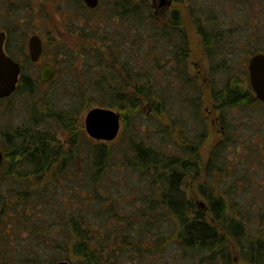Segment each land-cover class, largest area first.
Returning <instances> with one entry per match:
<instances>
[{
  "label": "trees",
  "instance_id": "obj_1",
  "mask_svg": "<svg viewBox=\"0 0 264 264\" xmlns=\"http://www.w3.org/2000/svg\"><path fill=\"white\" fill-rule=\"evenodd\" d=\"M112 4L104 23L94 21L96 27L90 28L92 31L84 28L79 34L85 40L91 37L93 41H99L104 47L103 50L92 49V46L83 48L88 61L87 71L91 72L93 67L107 69L106 58L111 57L121 64L126 83L108 84L102 71L93 87L94 92L101 97L99 103L117 109L126 124L142 116L143 109L148 108L155 129L151 124L142 125L141 129L128 132L126 143L97 141L85 130H79L75 108L57 109V101L50 95L42 103L30 105L28 125L8 126L1 130L4 141L0 142V148L5 159L0 165V179H9L15 173L19 179L36 181L26 182L27 189L21 192L23 204L41 194L47 197L42 213L52 220L47 223L48 231L59 229L58 233L64 237V243L55 249L69 253L71 248L66 246L75 239L71 250L81 258L78 264H101L106 257V264H118L130 257L131 246L139 249L150 239H155V244L167 243V224L173 228L180 249L203 255L209 264H234V251L244 259V264H264V228L257 235L247 232L244 219L232 216L227 201L213 190L204 191L201 186L208 204L203 207L192 202L183 189L186 177L191 171H198L194 160L198 161L199 157V139H205L206 135L201 133L202 136L193 140L181 123L174 120L166 123L171 120L169 99L173 95L158 81V75L165 72L156 59V52L161 47L145 45L147 40L167 39L169 43L174 36L177 40L170 47L177 52V62L184 65L191 47L188 34L182 29L181 13L174 9L165 27L157 28L154 27L157 21L153 12L155 5L149 0H114ZM119 23L126 29L118 30L115 26ZM107 25L111 27L110 34L103 31ZM196 35L202 37L199 44L215 56L221 37L201 26ZM125 45L137 57L127 55L129 53L123 50ZM76 55L77 52L69 56L75 61ZM108 68L114 71L111 66ZM183 77L188 85L177 89L173 99L184 104L186 110L189 107L187 111L191 118L199 117L203 89L195 80ZM223 81V89H213L211 100L215 108L223 110L243 103L261 102L251 94V87L242 88L234 77ZM229 81L231 83L225 84ZM34 87L33 79L24 74L15 94L32 92ZM3 99L6 98H0ZM87 100L93 102L90 98ZM53 126L67 134L64 141L58 138ZM172 132L176 136V152L167 150L172 143L168 135ZM117 164L124 168L123 175L116 172ZM65 194L68 197L60 200V195ZM261 222L264 226V218ZM104 225L109 228L103 235L100 229ZM112 237L117 248L104 245ZM230 240L234 241L237 250L230 246ZM0 248L1 261L6 244H1ZM105 251L108 254L104 258Z\"/></svg>",
  "mask_w": 264,
  "mask_h": 264
},
{
  "label": "rangeland",
  "instance_id": "obj_2",
  "mask_svg": "<svg viewBox=\"0 0 264 264\" xmlns=\"http://www.w3.org/2000/svg\"><path fill=\"white\" fill-rule=\"evenodd\" d=\"M113 1L99 0L98 8L93 11L89 10L87 4L85 6L83 0H6L5 4H0V30L9 28L12 31L8 44L16 55L14 57L21 59L23 63L22 74L30 76L35 85L32 92L19 94L14 92L8 98L0 100V132L8 126L17 128L28 125L31 115L30 105L42 103L50 95L55 97L57 109L79 110L74 109L80 131L85 130L84 121L90 109L98 106L106 107L99 103L101 97L93 88L97 84L99 74L103 71L107 76L105 82L112 85L120 81L126 83L122 77L125 72L121 64H117L118 60L115 62L111 57L106 58L108 64L105 65L111 66L113 72L108 67L105 70L93 67L91 72H88L87 56L84 55L86 51L84 52L83 48L88 49L92 46V49L103 50L104 47L99 41H93L91 37L88 38L89 40L81 38L79 33L84 28L86 31L90 28L93 30L97 21L103 22L108 18ZM149 1L150 4L155 5L153 12L157 21L154 27L155 25L157 28L165 27L174 9L181 13L184 25L182 29L187 32L191 47L190 56L184 61L186 66L177 62V52L175 53L170 47L177 40L174 36L169 43L167 39L145 41L146 46L150 43L148 48L161 47L157 52L150 51L152 54L156 52L157 63L165 70L158 75L160 85L171 90L173 98L177 95V89L182 88V85L185 87L188 85L183 76L195 80L203 89L200 119L198 116L191 118L187 111L189 107L186 110L184 104L173 98L169 99L171 120L166 123L172 120L181 123L187 136L193 140L196 136L206 135L205 139H199V157L198 161L194 160L198 171L196 173L191 171L186 177L183 189L188 198L197 205L203 203L208 206L206 197L200 189L201 186L204 191L213 190L215 194L222 195L230 207L232 216L242 217L246 222L247 232L257 235L264 228L261 222L264 218V103L255 102L250 105L245 104L246 106L243 103L230 109L219 110L212 104L211 97L213 89L224 88V79L234 77L231 69L237 65L241 66L252 53L264 48V0ZM198 26L211 30L214 36L221 37L217 42L220 50L219 53L216 52L218 55L214 56L199 44L202 37L196 35ZM104 27L103 31L107 30L110 34L111 27L109 25ZM115 27L121 31L126 29L122 23ZM91 29L88 32L92 31ZM33 34H38L44 45V54L37 64L25 60L29 55L26 44ZM23 45L25 53L18 55L17 52L23 49ZM128 49V45L123 47V50L129 53L127 55L137 57L130 51L131 49L129 51ZM135 50L137 51V48ZM75 52L78 55L74 61L69 55ZM67 54L69 57H66ZM121 56L124 58L123 54ZM46 65H51L57 70L54 80L48 84H44L40 79L41 69ZM240 86L244 89L248 87L243 84ZM251 93L256 97L254 90ZM84 97L90 98L93 102H89ZM143 111L142 116L131 119L128 124L122 117L119 135L114 140L116 143H126L128 132L136 128L139 130L142 125L151 124V128H154V119L149 117L148 108H144ZM222 120L226 125L228 123L230 125L225 136L221 132ZM199 122H202V125H198ZM52 128L56 130L55 133L61 141L67 138L66 133L55 126ZM149 131L151 130L148 129ZM168 138L172 143L167 150L176 152L175 133L172 132ZM3 141L4 137L0 133V142ZM115 167L118 175H123L124 168L120 164ZM0 180L2 217L0 245L6 244V252L0 264L37 262V264H54L63 259L78 264L81 258L71 250L75 239L66 246L71 248L68 249L69 253L67 251L61 253L55 249L64 243V237L62 233H58L59 229L48 231L47 223L52 220L44 217L42 213L47 197L41 194L40 197H33L30 203L23 204L21 192L27 189L26 182L36 183V181L19 179L15 173L9 179ZM35 189L40 191L37 186ZM43 189L44 187L41 188ZM62 197L68 196L60 195V200ZM65 227L66 225L61 228ZM107 228L108 225L101 226L100 232L106 234ZM166 228L169 237L167 243L162 244L161 241L155 244V239H150L139 249L131 246L130 257L122 259L123 261L118 264H209L203 255L191 254L180 249L178 241L174 239L173 228L169 227V224ZM230 241V246L237 250L234 241ZM104 245L118 247V244L114 243V237L108 243L104 242ZM107 254L108 252L105 251L103 257L105 258ZM106 258L101 264H106ZM232 258L234 264H244V259L236 251Z\"/></svg>",
  "mask_w": 264,
  "mask_h": 264
},
{
  "label": "water",
  "instance_id": "obj_3",
  "mask_svg": "<svg viewBox=\"0 0 264 264\" xmlns=\"http://www.w3.org/2000/svg\"><path fill=\"white\" fill-rule=\"evenodd\" d=\"M90 8H95L99 0H84ZM164 2V1H163ZM4 33L0 34V98L11 96L17 89L21 67L18 62L4 51ZM42 40L33 36L30 40V55L33 61L39 59L42 54ZM250 79L256 97L264 102V54L255 55L250 61ZM55 69L52 66L46 67L41 74L43 81L53 78ZM122 116L120 112L112 108L94 107L90 109L85 117V130L87 134L97 140L111 142L115 140L121 129ZM4 161V152L0 148V165ZM203 206V203H201ZM1 221V214H0ZM1 252V250H0ZM55 264H70L68 261H59Z\"/></svg>",
  "mask_w": 264,
  "mask_h": 264
},
{
  "label": "flooded vegetation",
  "instance_id": "obj_4",
  "mask_svg": "<svg viewBox=\"0 0 264 264\" xmlns=\"http://www.w3.org/2000/svg\"><path fill=\"white\" fill-rule=\"evenodd\" d=\"M47 1H52V0H47ZM85 6L86 3L85 1L83 0ZM6 3V0H0V4H5ZM164 3V2H162ZM88 7V6H87ZM1 33H4L5 35V38H4V51L6 52L7 55H9L11 58H13L16 62H18L20 64V67H21V75H20V79H19V82L23 76L22 72H23V63L21 61V59H16L14 56H16L13 51H12V48L11 46L8 44L9 40H10V37L12 36V31L8 28L7 30H0V34ZM33 36H38L40 39L41 37L38 35V34H33L29 40H28V44H26L28 50H29V55L28 57L26 56L25 57V60H29L30 62H33V63H39L42 59V56L44 54V45H43V41H42V46H43V51H42V54L40 55L39 59L36 60V61H33L32 58H31V55H30V40ZM220 38V36H219ZM42 40V39H41ZM218 52H220V50H218ZM18 55H21V54H24L25 53V48H24V45H23V49H19V51L17 52ZM257 54H264V48L260 49V50H257L256 52L252 53V55L249 57V59L247 61H245L241 66H235L233 69H231L233 71V74H234V78L235 80H239V85L243 84V86H248V87H251V90H253V86H252V83H251V79H250V61L251 59L257 55ZM225 61L227 62V60L225 59ZM48 66H51V65H46L44 66L42 69H41V72H40V79H41V82L47 84V83H50L54 80L55 76H56V72L57 70L55 69V74L53 76L52 79H50L49 81H43L42 78H41V74H42V71L48 67ZM53 67V66H52ZM237 72H239L240 74H238ZM247 82V83H246ZM231 83L230 81L229 82H225V84H229ZM19 84V83H18ZM255 93V92H254ZM252 94V93H251ZM256 96V94H255ZM7 98V97H6ZM257 98V97H256ZM2 99V98H1ZM258 99V98H257ZM259 100V99H258ZM261 101V100H259ZM262 102V101H261ZM264 103V102H262ZM229 123L228 125L225 124V122L222 120V124H221V132L222 134L225 136L227 134V128L229 127ZM230 133V131H229ZM2 149V148H1ZM3 150V149H2ZM4 152V151H3ZM4 159H5V153H4ZM4 162V161H3ZM199 205L201 206V203H199ZM203 207H204V204H203ZM1 214V213H0ZM1 220H2V217H1ZM0 224H1V221H0ZM1 250V248H0ZM1 253V252H0ZM59 261H68L70 264H72L69 260H66V259H63V260H59ZM59 261H56L55 263L59 262ZM54 263V264H55Z\"/></svg>",
  "mask_w": 264,
  "mask_h": 264
}]
</instances>
